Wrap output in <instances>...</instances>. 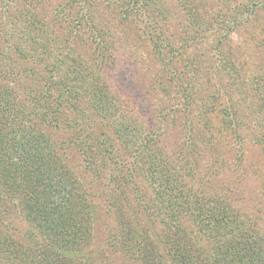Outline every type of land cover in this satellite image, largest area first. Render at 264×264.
I'll use <instances>...</instances> for the list:
<instances>
[{"label":"rangeland","instance_id":"obj_1","mask_svg":"<svg viewBox=\"0 0 264 264\" xmlns=\"http://www.w3.org/2000/svg\"><path fill=\"white\" fill-rule=\"evenodd\" d=\"M160 1L168 14L163 29L182 52L172 65L177 66L176 75L166 71L168 66L162 70L137 28L120 22V0H0L1 38L18 45L23 34L43 37L51 50L38 55L40 64H53L58 54L65 53L64 71L71 78L76 76L75 70H82L89 82L91 77L99 78L96 84L100 88L103 84L108 96L125 106L124 112L139 129L154 132V149L180 170L177 178L188 195L224 201L252 219L256 231L264 236V0ZM191 27L195 32L189 31ZM100 36L109 50L103 64L98 58ZM47 53L52 55L46 57ZM15 54L8 52L6 59L19 66ZM6 63L0 58V66H10ZM202 110L208 112L209 121L199 116ZM46 134L56 145L65 138L49 129ZM60 147L67 167L80 170L77 178L95 206L90 244L82 249L92 264H143L128 249L115 251L108 241V234L121 224L122 214L138 232L153 234L165 249L164 228L150 223L145 210L137 211L134 191L128 185H124L127 189L118 187L125 201L121 204L111 197L109 169L98 182H89L81 174L77 150ZM136 184L148 209L156 211L155 188L138 177ZM102 190L108 191V197L101 198ZM4 215L0 264H25L6 250L15 247L20 258L22 248H32L21 236L29 234V225L17 208ZM160 253L158 264H174Z\"/></svg>","mask_w":264,"mask_h":264},{"label":"trees","instance_id":"obj_2","mask_svg":"<svg viewBox=\"0 0 264 264\" xmlns=\"http://www.w3.org/2000/svg\"><path fill=\"white\" fill-rule=\"evenodd\" d=\"M120 2V22L137 28L162 70L168 66L166 71L176 75L177 66L172 65L182 52L163 29L168 19L165 6L160 0ZM39 27L46 29L43 24ZM1 36L0 30V58L10 66H0V224L5 222L4 213L19 209L29 225V234L21 236L32 246L22 248L20 258L15 247L7 248L8 255L25 264H92L82 249L90 244L95 206L77 178L80 170L71 171L60 154L64 145L77 150L82 159L81 174L89 182H98L109 169V186L117 190H112L111 197L125 204L118 187L128 185L134 191L137 211L145 210L147 220L165 230L163 250L159 239L148 230L138 232L122 214L121 224L116 225L120 231L116 227L108 234L115 251L128 249L143 264H158L160 252L174 264H264V236L256 231L255 222L220 199L188 195L183 190L187 187L177 178L180 170L154 149V132L139 129L133 117L124 112L125 106L109 97L103 84L101 88L96 84L99 78L91 77L89 82L82 70H75L76 76L71 78L64 71L65 53L58 54L53 64H40L38 55L51 50L43 37L23 34L16 45ZM99 39L98 58L103 64L109 50L101 36ZM8 52L18 54L19 66L6 59ZM27 64L31 66H24ZM199 116L211 119L206 110ZM225 120L219 119V123ZM47 129L65 138L56 145ZM137 177L155 188L156 211L149 210L142 200ZM100 194L103 198L109 193L102 190ZM35 239L40 241L36 245Z\"/></svg>","mask_w":264,"mask_h":264}]
</instances>
